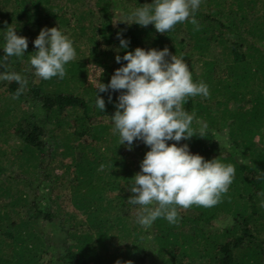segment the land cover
I'll use <instances>...</instances> for the list:
<instances>
[{
    "label": "trees",
    "instance_id": "obj_1",
    "mask_svg": "<svg viewBox=\"0 0 264 264\" xmlns=\"http://www.w3.org/2000/svg\"><path fill=\"white\" fill-rule=\"evenodd\" d=\"M67 1L74 9L58 0H0V47L8 26L28 41L22 56L0 58V74L15 72L24 81L0 78V100L14 104L0 109V137L19 139L15 160L22 169L0 181V264H264V0L259 10L255 0H200L195 24L186 19L165 33L152 24L113 22L114 7L122 19L135 9H129V0ZM135 2L137 8L151 0ZM44 27H59L73 41L76 55L66 63L63 78H39L29 64L33 40ZM180 31L185 42L178 38ZM118 33L127 49L120 48ZM83 40L91 46L81 49L77 43ZM138 46L167 47L170 55H183L193 80L208 85L207 97L183 102L194 115V135L168 143H187L190 152L235 168L217 204L178 207L176 223L158 217L147 229L137 223L140 206L128 203L127 185L140 171L148 146L139 139L131 148L127 142L120 145L113 132L111 116L124 90L98 92L105 101L102 112L95 107L96 86L85 85L82 76L84 61L90 60L103 68L100 80L107 84L126 63H117L115 56ZM216 48L225 53L224 64L214 57ZM202 124L204 137L198 135ZM49 135L78 143L69 152H77L72 211L61 210L52 197L56 208L43 210L39 186L32 188L52 178L44 168ZM133 155L136 160L129 159ZM111 191L115 195L109 198ZM221 217L222 229L212 228ZM56 222L65 233L60 248L46 233V226Z\"/></svg>",
    "mask_w": 264,
    "mask_h": 264
},
{
    "label": "clouds",
    "instance_id": "obj_2",
    "mask_svg": "<svg viewBox=\"0 0 264 264\" xmlns=\"http://www.w3.org/2000/svg\"><path fill=\"white\" fill-rule=\"evenodd\" d=\"M199 5L200 0H151L147 6L131 11L127 19H122V13L114 7L113 22L152 24L157 32L165 33L186 19L195 24L194 13ZM3 35L4 44L0 49L4 55L0 58L7 60L25 54L28 46L25 36L17 35L15 28L10 26ZM117 35L120 48L127 49L126 39ZM33 44L36 50L30 53L29 64L35 75L45 80L54 76L63 78L66 63L76 55L70 37L59 27H44ZM169 55L167 47L146 50L138 46L131 51L125 50L123 56L117 54L115 60L126 63L115 69L107 84L98 79L103 75V68L91 65L96 80L97 109L103 112L105 108V101L98 92L124 90L117 96L116 110L111 116L113 132L118 133L120 145L127 142L131 148L133 141L139 139L148 146L140 161V171L127 185L132 193L127 198L128 203L140 206L137 223L145 229L150 228L158 217L170 224L176 223L178 207L214 206L227 191L235 172L232 163L217 157L205 159L190 152L187 143H168L194 135L191 127L194 115L183 107V102L189 97H207L209 94L205 82L193 80L183 55L171 54L170 59H166ZM0 78L24 83L21 75L15 72L0 74ZM205 131L206 125H200L198 135L204 137ZM114 264L121 262L117 260Z\"/></svg>",
    "mask_w": 264,
    "mask_h": 264
},
{
    "label": "rangeland",
    "instance_id": "obj_3",
    "mask_svg": "<svg viewBox=\"0 0 264 264\" xmlns=\"http://www.w3.org/2000/svg\"><path fill=\"white\" fill-rule=\"evenodd\" d=\"M137 0H129V3L127 4L129 9L132 10L133 8H136V2ZM145 1V0H144ZM257 2L256 8L259 10L261 7H263L262 5V1L263 0H255ZM58 2L60 4H65L68 7H70L69 9H74L73 8V4L71 5L67 0H58ZM77 4L74 3V6H76ZM9 9V8H7ZM256 9V10H257ZM67 33H69L71 31V29L65 28L64 29ZM178 38L182 41L185 40V34L180 31L178 33ZM88 42V43H87ZM185 42V41H184ZM89 41L87 40H83V41H79L77 43V45H79V47L81 49H83L86 46H89ZM91 46V45H90ZM262 47H264V45H262ZM214 57L222 64H224L225 62L223 60H225V56L221 51V48H216L213 51ZM195 64V63H194ZM91 65H95L92 63V61L90 60H85L84 61V67H83V74L82 75L84 77L85 80V85H90V84H94L96 86V80L94 78V72L92 75V67ZM98 79H100V77H98ZM90 87V86H89ZM12 101L10 100H6V98H2L0 100V109L3 108H13L14 104L11 103ZM10 139L9 140H5L4 141V137H0V181H5V173H9L12 172L14 174H21L22 169L20 167V162H17V160H15V155H16V151L15 148L17 146H19L20 142L19 139L15 138L13 135L10 134ZM258 137H256V140L258 141ZM76 141L75 140H71L69 142L66 143L65 141V137L64 136H52L49 135L48 136V150L46 151V161H45V172L50 174L52 176L51 179H46L44 180L41 185L39 182H36L33 185V189H35V187L37 188L39 186V198L38 201L42 206L43 210L49 209L50 205V201L49 198H55L58 201V204H60V208H62L61 210H64V208L66 209V211H72L73 207L71 205L70 202V193L72 190V185H71V181L74 177V172H73V162L74 160L77 159V155L74 152L73 155L69 154L71 147L75 148L76 146ZM129 159L131 160H136L137 157L136 156H131L129 157ZM17 162V163H16ZM67 167V168H65ZM45 173V174H46ZM56 177H58L59 179L56 180V185L57 186L55 189L53 188L52 185V181L53 179H55ZM53 188V189H52ZM37 192V190L35 191ZM115 195V192H110L108 194L109 198H112V196ZM33 195L30 196V199L32 200ZM53 206H51V208L53 209ZM56 207H54L55 209ZM53 209V210H54ZM181 211V210H180ZM225 219V217H221L217 220H215L213 222V224L211 225L212 228L214 229H218L221 230L222 227L224 226L223 224V220ZM61 225L57 224V222L54 225H47L46 226V233L48 238L50 239V241L54 244H56L59 248L63 247L64 244H66V240H65V233H63L62 229H61Z\"/></svg>",
    "mask_w": 264,
    "mask_h": 264
}]
</instances>
